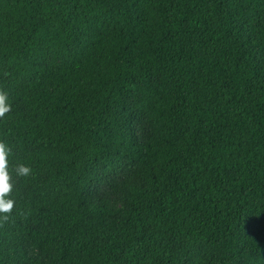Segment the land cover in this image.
Wrapping results in <instances>:
<instances>
[{
  "label": "trees",
  "instance_id": "obj_1",
  "mask_svg": "<svg viewBox=\"0 0 264 264\" xmlns=\"http://www.w3.org/2000/svg\"><path fill=\"white\" fill-rule=\"evenodd\" d=\"M0 91V264H264V0H0Z\"/></svg>",
  "mask_w": 264,
  "mask_h": 264
},
{
  "label": "clouds",
  "instance_id": "obj_2",
  "mask_svg": "<svg viewBox=\"0 0 264 264\" xmlns=\"http://www.w3.org/2000/svg\"><path fill=\"white\" fill-rule=\"evenodd\" d=\"M11 105L9 103L8 94L0 91V117L10 111ZM10 149L6 143L0 141V218L6 219L7 214H10L14 201L10 198L13 185L10 182V173L8 169V155ZM31 169L23 164L16 166L15 173L18 176H28Z\"/></svg>",
  "mask_w": 264,
  "mask_h": 264
},
{
  "label": "rangeland",
  "instance_id": "obj_3",
  "mask_svg": "<svg viewBox=\"0 0 264 264\" xmlns=\"http://www.w3.org/2000/svg\"><path fill=\"white\" fill-rule=\"evenodd\" d=\"M139 133L143 135L145 132L144 123L138 120ZM130 177L127 174H121L111 181V183L100 184V189L97 193L98 199H109L116 203V205L121 206L123 204V191L121 188L129 181Z\"/></svg>",
  "mask_w": 264,
  "mask_h": 264
}]
</instances>
